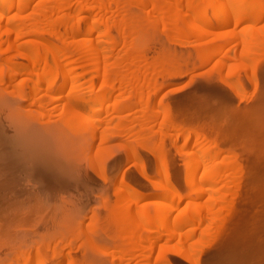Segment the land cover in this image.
<instances>
[{"label":"rangeland","instance_id":"1","mask_svg":"<svg viewBox=\"0 0 264 264\" xmlns=\"http://www.w3.org/2000/svg\"><path fill=\"white\" fill-rule=\"evenodd\" d=\"M263 24L264 18L257 25L258 36L263 34L259 37L260 40L262 39L261 43L264 42ZM160 31L150 30L148 32L147 56L150 55L149 59H155L157 56L158 59H163V56L169 51L173 55L177 54L178 64L180 63L179 65L185 73L171 78V81L168 82L170 85L167 84L166 87L161 88L162 91L159 90L158 95L156 94L157 99H155L156 95L152 96L157 102L163 104V109H166L160 111L158 123L154 124L155 127L152 125L154 131L151 135L142 134L143 131L141 132L138 125L132 123L134 130L126 134L123 133L126 136H122V138L118 136L111 139L102 147L97 140L91 155L86 153L84 145L78 144L82 143V140L77 137L75 141H81L70 146L67 145L71 150L67 149L64 151L65 153H62L65 156H60H74L76 162L73 159L74 162L71 165L76 164V169L73 167L74 165L56 164L57 160L43 156L44 154L32 157L34 152L26 153L27 157H23L24 154L23 158L20 157L17 160L18 158L13 159L9 155V150L13 147L10 143L13 144L17 138V133L12 128L14 120L11 119V116L7 119L9 112L6 109L2 111L0 117V264H42L43 262L44 264H167L168 261L170 264H264V43L262 48H257L254 52L253 59L240 62L245 48L243 43H240L241 39H236V37L235 41L232 38L234 35L243 34L244 28L242 30L239 28L237 30L239 33H229L228 39L232 38L234 42L230 44L229 41L225 42L228 51L232 49L233 53L230 52L231 50L229 53H236L238 59L233 60L230 56L229 59L227 53L225 55L227 58L220 55L207 62L208 64L201 66L198 59L201 45L169 42ZM51 39L54 40V38ZM219 40L212 41V43L219 46L223 42L222 40L219 42ZM55 42L59 41L55 40ZM212 43L209 46H213ZM241 63H244L247 69L242 67ZM240 64L241 66L237 67ZM234 66H236L235 69ZM233 72L234 74H232ZM236 74L238 76H235ZM233 85L241 91L242 100L229 87ZM123 91L121 95L125 98L128 93L124 91L125 94ZM121 97L119 95L118 99H122ZM6 98L7 94L0 92V103L4 102ZM133 100L134 98L131 99V101ZM135 112H128L131 114V118L133 115L135 116L133 120L137 118V114L140 115L139 112ZM168 113L172 118H175L173 122L176 123V126H184L187 128H185L186 130L192 128L196 131L203 130L201 132L207 133L210 140L213 138L218 140L217 146L221 147L223 152L217 161L232 165L230 171L236 174L234 177L238 178H233V181L230 177L231 182L227 178L228 182L223 179L221 180L222 185L219 186L221 184L219 181L213 190L222 192L224 195L226 193L225 197L228 198L226 200L222 197L221 200H216L219 204L217 205L215 202L216 207H219L218 210H215L213 201L219 194L218 192L214 195L216 192L209 190L208 193L206 190L205 194H197V197L193 192L188 194L190 187L187 185L184 175V162L189 157H195L192 154L197 156L199 148L195 145L189 147L191 143L193 144L192 141L183 150L179 151V148L175 147L173 142L177 132L174 129H170V131L166 129L165 132V127L161 123L162 118H166ZM130 117H128L129 121ZM18 119L23 120L26 129H34L45 123L33 115L21 116ZM175 142L180 147L185 143V140L179 138ZM234 149L235 152H233ZM181 150L183 153H180ZM67 151L69 152L67 153ZM133 152L141 158L147 170L148 179L139 175ZM7 154L9 157L5 158L8 156ZM186 154L187 156H185ZM226 156L228 157L225 158ZM234 156L237 161H234ZM161 157H165L163 159L168 164L173 182L183 195V199L187 197L186 200L182 199V202H179L177 210H173L172 220L196 204L200 207L214 206L213 213L217 212L215 215L212 214L215 218H212V215L209 216L215 224L205 217L203 222L205 219L208 222L205 220L203 225L201 221V225H196L197 228L194 226V231H197V234L194 235L196 238L193 234L185 237L184 233L189 226L182 231H177L176 233H179L172 237H167L166 232L163 231L166 234H163L165 237L161 236L160 239H157L155 237L157 232L152 231H158L159 228L149 224L150 226L147 227L151 233L148 235L151 237L145 238L146 241L145 239L137 240L136 237L139 234L135 229H139L137 223L140 224L139 222L134 223L137 216H130V218L127 213L128 219L124 217L128 201L131 203L135 199L132 194V196L127 195L130 193H127L128 190L124 186L131 187L135 192L143 195L137 204L134 203L136 199L133 204H130L134 206H132L133 208L130 206L134 214L141 213L142 209L147 210H144V215L143 212L140 215L136 213L138 217L141 216L139 217L140 221H142V217L155 214L159 208L161 211L162 205L168 202L156 193L164 185L160 181L162 179L159 178L156 168V162L162 159ZM20 159L27 160V166L25 163L22 164ZM236 169L239 172L236 173ZM239 176H242L241 179ZM198 177H201L200 172ZM160 184L161 186L155 187ZM222 186L225 188L222 189ZM228 186L235 189V192L227 189ZM117 189L121 192H118ZM122 190L126 191L125 194L122 193ZM129 197L131 199H128ZM209 200L213 202H205ZM223 200H225L224 204L219 202ZM231 200L233 202H230ZM226 201L229 202L228 204H232L233 208L231 205L227 207ZM155 203L157 204L155 205ZM189 203L192 206H189ZM142 204L145 207L141 206ZM219 219L221 222L218 221ZM156 222L158 223V220ZM134 224L135 226H132ZM206 227L209 230H206ZM133 230L135 234L132 235ZM132 236L133 238H131ZM134 238L135 242L142 246H137L134 243ZM196 241L197 243H195ZM153 243L155 245L150 246ZM150 248H154L151 249L152 253L149 251ZM169 250H173V252L168 253ZM186 251L187 253H185ZM184 253L187 255H183ZM139 255L141 256L139 257ZM164 259H168L167 262Z\"/></svg>","mask_w":264,"mask_h":264},{"label":"bare ground","instance_id":"2","mask_svg":"<svg viewBox=\"0 0 264 264\" xmlns=\"http://www.w3.org/2000/svg\"><path fill=\"white\" fill-rule=\"evenodd\" d=\"M261 1L262 0H0V92L7 94L5 101L0 103V117L2 111L6 109L9 112V117L5 118L9 119L11 116V119L14 120L12 122L13 127L12 125L11 127L14 128L17 133V138L14 141L12 140L13 144L12 142L10 143L13 147L9 150V155L13 157V159L18 158L17 160H19L24 154L23 157H27L26 153L34 152V154L31 155L32 157H38L44 154L43 156L59 161H55L56 164L69 166L75 161V157H71L70 155L69 157L60 156H65L62 153L67 149L70 151L71 149L69 146L81 140L82 143L78 144L84 145V149L89 155L92 153L91 151L94 149L97 140L101 143L102 147L103 144L111 139L117 138L118 136L122 138V136H126L123 133L126 134L134 130L132 123L138 125L141 132L143 131L142 134L148 133L147 136L151 135L154 131L152 125L154 126V124L158 123V117L161 115L160 111L166 109L165 107V109H163L162 103L155 100L157 99V93L160 92L159 90H161V88L169 84L168 82L171 81V78L175 76L178 77L179 75L181 76L185 72L183 73L179 65L180 63L178 64L177 54L173 55L170 51L169 53L165 52L169 55L165 54L163 59H158V56H155V59H149L150 55L147 56L146 51V48H148L146 47L148 46L146 45L148 32L150 30H161L160 32L164 34V37H166L169 42L173 41L183 44L201 45V49L198 52V59L201 66L217 56L222 55L224 57L227 53L229 54L227 55L228 58L230 56L233 60H237L238 56H236V53H229L230 50V52H232V49L228 51L226 41H229L228 43L230 44L234 42L232 38L235 41L239 38L242 41H240V43H243L245 48H243L245 52H242L241 61L239 60L242 62L246 59H251L252 56L255 55L254 52H256L257 48H262L264 43H261L262 39L260 40L259 38L263 34L258 36L259 31H257L258 23L264 18V1ZM239 28H241V30L244 28L243 34H237L236 36L234 35L235 37L233 36L228 39L229 33H239V31L237 32ZM240 32L242 33V31ZM51 38H54V40ZM216 39L222 40V44L219 46L214 45L216 43L213 44L212 41L217 42ZM55 40L59 41V44L55 42ZM211 43L215 46L214 48L213 46H209ZM239 45L237 44V46ZM241 64L242 67L247 69L244 63ZM241 64L236 66L240 67ZM236 66H234V69ZM231 69L232 68H230V70ZM234 69L231 71H234ZM241 70L243 69L241 68ZM234 72L232 74H234ZM235 76H238V74ZM229 87L239 99H243L241 97V91L237 90L235 85ZM123 90L128 93L127 96L125 95V98L121 95ZM119 95L120 97L122 96V99H118ZM153 95H156L155 99L152 98ZM132 98H134L133 101H131ZM131 111H136L135 113L139 112L140 115L138 116L137 114V118L133 120L135 116L133 115V118H131V114H128V112ZM29 115L39 117L41 121L45 123L34 129H26L23 120L18 118L21 116L29 117ZM168 116L172 118L170 113H168L166 118H162L161 123L162 126L165 127V132L166 129L168 131L174 129L177 132L175 133L177 134V139L174 138L173 142L175 143V147L177 146L179 151L180 149L183 150L187 148L192 141L193 144L191 143L189 147L195 145L199 148V154H197V156L192 154L195 157H189V159L184 162V175L186 183L190 187V191L187 190L188 194L193 192L197 197V194H205L206 190H208V193L213 191L217 183H219V181L221 182L223 179L226 180L227 178V180L229 179L230 181V177H232L234 181L233 178H238L236 176L234 177L236 174L230 171L232 170L231 164L227 165L225 162L223 164L217 161L223 149L217 146L219 143L217 142L218 140L213 138L214 136L212 137L213 139L210 140V137L206 135L207 133L201 132L203 130L196 131L192 130L193 128L186 130L187 128L184 126V128L181 126L178 127V125L176 126V123L173 122L175 118L170 119ZM128 117H130V121ZM77 137H80L81 140L75 141ZM179 138H184L185 140V143L180 147L175 142V140ZM5 139L6 137L4 140ZM7 141H9L8 138ZM7 145H9V143H7ZM34 149L38 150L32 151ZM182 150L180 153H183ZM69 151H67V153ZM185 151L187 152V150ZM233 152H235V149ZM9 155L5 158L9 157ZM132 155L138 162H136V168L139 175L148 179V173L141 158L137 153L134 154L133 152ZM185 156H187V154ZM227 157L228 156L225 158ZM163 158H159L160 160L156 162L157 174L159 178L162 179L159 180L164 183L156 193H158L157 195L160 198L168 201L162 205L161 211V208H159V211L157 210L155 214L142 217V221H140L139 217L141 216L138 217L137 214L140 215L143 212L144 215V210L146 209H142L141 213L139 210V213L136 212L137 214H134L133 209L130 208V206L132 207L133 205L130 204H133L135 199L136 201L134 203L137 204V201L143 198V195L140 193L138 194L137 191L135 192L131 187L124 186V188L126 187V190H128L127 193H130L127 195H133L132 197L135 198L131 203L128 201V206L125 205L127 206V212L124 213V217H127V213L129 217H138H135L134 223H140H137L139 229L136 227V229L132 228L137 230L139 234L138 237L134 236L137 240L148 239V234L151 233V230L147 227L150 226L149 224L159 228L158 231L152 232H157L155 234L157 236L155 237L160 239L161 236H164L163 234H165V232L167 237H172L179 233H176L177 231H182L189 226L190 227L186 230L184 235L185 237L192 236V234L194 236L197 232L196 230L194 231V226L200 224L201 221L203 222V218L207 217L210 222L214 221L209 217L214 214V206L210 207L206 205L207 207H200L194 203L195 206L189 203V206L193 208L186 209L179 214V216L177 215L178 217H176L175 220H172L173 218L171 215L173 216V210L178 209V204L182 202L183 195H181L175 182H173L168 164ZM234 158L235 161L236 157L234 156ZM17 160H15V162H18ZM20 160L22 164H28L27 160ZM73 165L71 166L75 168L76 164ZM199 172L201 177L197 178ZM237 172H239V170L236 169V173ZM231 173L233 176H230L232 175ZM240 177L242 176H239V178ZM232 184L235 183L232 182ZM221 185L222 182L219 186ZM158 186H161V184L155 187ZM223 188L225 187L222 186V189ZM226 188L231 189L229 186ZM232 190L235 192V189H231V191ZM117 191L121 192L119 189H117ZM124 192L126 191L122 193ZM213 192H216L214 194L216 195L218 191ZM218 193L220 196L218 194V197L216 196V198L213 199L214 204L216 200H221L222 197L224 199L227 198L225 197V192H223L225 195L222 194V192ZM227 194L229 195V193ZM186 198L187 197H185L183 201L186 200ZM128 199L131 198L129 197ZM97 200L99 202L100 198ZM213 201L209 200L205 202ZM224 201L225 200L219 202L224 204ZM228 201H226L227 203L225 202V205L227 207L230 205L232 206V204H228ZM116 202L119 203L118 201ZM230 202L233 201L231 200ZM202 203L204 204V202ZM217 203L218 202H216V204ZM156 204L157 203H155V205ZM141 206H143V204ZM150 208L153 209V207ZM218 208L219 207H216L215 210H218ZM220 212L222 213L221 210ZM221 213L220 215H222ZM215 214H217L216 211ZM212 218H215V216ZM137 219L139 221H136ZM157 220L158 223L156 222ZM170 220L172 221L170 222ZM205 220L208 222L207 219ZM205 220L203 225L206 222ZM218 221L221 222L220 219ZM132 226H135V224ZM206 230L209 229L206 227ZM131 234H135V231ZM131 238H133V236ZM134 243H138L135 242V238ZM195 243H197V241ZM140 245L141 244H137V246ZM153 245L155 244L153 243L150 246ZM151 249L154 248H150V252ZM170 251L173 252V250H169L168 253ZM185 253H187V251ZM185 253L183 255H187ZM140 256L141 255H139V257ZM165 257L164 255V258ZM160 258L162 257L160 256ZM167 260L168 259H164L166 262ZM169 262L170 261H168L167 264H170ZM42 264H44V262Z\"/></svg>","mask_w":264,"mask_h":264}]
</instances>
